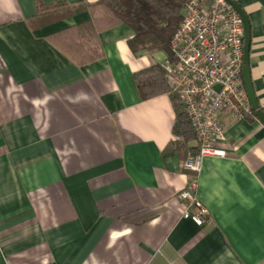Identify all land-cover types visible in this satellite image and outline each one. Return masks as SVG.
Returning <instances> with one entry per match:
<instances>
[{
  "label": "crops",
  "instance_id": "0c3cea01",
  "mask_svg": "<svg viewBox=\"0 0 264 264\" xmlns=\"http://www.w3.org/2000/svg\"><path fill=\"white\" fill-rule=\"evenodd\" d=\"M97 1L0 0V264H264V124L222 117L226 156L196 176L209 222L183 218L194 176L180 165L197 144L164 155L169 95L141 100L133 80L165 54H133L131 29L100 10L36 16L38 3ZM233 1L263 108L264 0Z\"/></svg>",
  "mask_w": 264,
  "mask_h": 264
},
{
  "label": "built area",
  "instance_id": "2783aa9c",
  "mask_svg": "<svg viewBox=\"0 0 264 264\" xmlns=\"http://www.w3.org/2000/svg\"><path fill=\"white\" fill-rule=\"evenodd\" d=\"M170 50L173 61L160 64L164 80L181 102L197 144V153L180 165L194 178L177 198L184 204L182 217L202 227L209 222L195 194L202 160L226 156L219 147L227 137L223 116L242 121L254 113L241 76L242 21L226 0H187Z\"/></svg>",
  "mask_w": 264,
  "mask_h": 264
},
{
  "label": "trees",
  "instance_id": "16d2710c",
  "mask_svg": "<svg viewBox=\"0 0 264 264\" xmlns=\"http://www.w3.org/2000/svg\"><path fill=\"white\" fill-rule=\"evenodd\" d=\"M187 0H99L92 4L63 2L36 5L38 19L56 22L82 11L94 13L100 10L108 18V27L125 25L133 32L127 42L133 54L141 52L165 54L168 61H173L170 43L182 19V9ZM264 35V25L262 27ZM82 46V45H81ZM82 51H86L81 47ZM88 53V52H87ZM88 61L96 60L100 55L93 50ZM134 84L141 100H147L160 94H168L175 114L173 127L174 141L170 143V151L178 150L183 145L195 140L183 106L177 96L170 92L164 80V72L160 65L141 70L133 75ZM261 109V108H260ZM262 113L264 111L261 109ZM256 120L255 113L246 118ZM197 153V148L192 155Z\"/></svg>",
  "mask_w": 264,
  "mask_h": 264
},
{
  "label": "water",
  "instance_id": "95a60500",
  "mask_svg": "<svg viewBox=\"0 0 264 264\" xmlns=\"http://www.w3.org/2000/svg\"><path fill=\"white\" fill-rule=\"evenodd\" d=\"M239 15L243 25V64L241 76L243 80L244 89L250 104L251 109L255 113L256 118L264 124V114L262 113L258 100L254 94L252 83L250 79V70L248 66V55L250 49V27L248 19L243 10L233 1L226 0Z\"/></svg>",
  "mask_w": 264,
  "mask_h": 264
}]
</instances>
